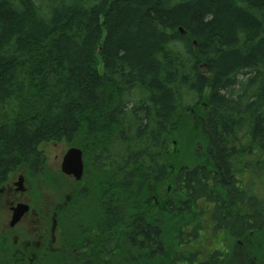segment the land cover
I'll list each match as a JSON object with an SVG mask.
<instances>
[{
    "label": "trees",
    "instance_id": "16d2710c",
    "mask_svg": "<svg viewBox=\"0 0 264 264\" xmlns=\"http://www.w3.org/2000/svg\"><path fill=\"white\" fill-rule=\"evenodd\" d=\"M49 142L85 171L40 264H264V0H0V180Z\"/></svg>",
    "mask_w": 264,
    "mask_h": 264
},
{
    "label": "flooded vegetation",
    "instance_id": "af4514ba",
    "mask_svg": "<svg viewBox=\"0 0 264 264\" xmlns=\"http://www.w3.org/2000/svg\"><path fill=\"white\" fill-rule=\"evenodd\" d=\"M65 153L63 155H56L57 163L60 162L59 171L64 176L70 177L71 179L73 178V181H77L72 175H66L61 170V164ZM45 163L46 166L44 170H41L39 166L34 164H29V166L24 163L20 164L14 170L9 172L7 177L0 180V199L3 196L6 198L4 203L0 201V205L4 204L6 206L7 225L11 232V234L5 235V243L8 244L6 248L8 249L9 247V253L14 257L17 258L20 256V264H40V261L42 262L49 256L55 258L57 262L59 261L60 256H63L65 251L64 248H62V228L58 221L55 233H53V223L57 218L59 205L52 211L51 219L53 221H51L50 228H47L48 226L43 227L42 233L40 229L36 234L29 236L26 225L22 226V223L30 214L36 215L37 212L40 213L38 209L40 210L41 208L33 205V199L34 196L38 194L36 185L39 182L38 180L40 179V176L43 172L48 170V157ZM25 204L28 205L27 209L22 214H19L20 210L17 209L20 207L22 210V208L25 207ZM36 258H38V261Z\"/></svg>",
    "mask_w": 264,
    "mask_h": 264
},
{
    "label": "rangeland",
    "instance_id": "374dc122",
    "mask_svg": "<svg viewBox=\"0 0 264 264\" xmlns=\"http://www.w3.org/2000/svg\"><path fill=\"white\" fill-rule=\"evenodd\" d=\"M189 118L191 122H195L196 120H198V113L195 110H190ZM178 145H179V149L182 152L180 153L178 165L190 166L188 164L189 163L192 164L191 156H193V154L190 153V151L193 149L195 145L193 143H189L187 146H183V147L180 143ZM40 148L46 152V155L48 157L49 166H48V170L43 172L42 175L40 176V179L38 180L39 182L36 185L38 194L34 196V199H33V202H34L33 205L35 207L41 208L40 210L38 209L40 213L37 212L36 215L30 214L27 217V219L24 220V222L22 223V226L26 225L29 236L36 234V232L40 229L42 233L43 227L48 226L47 228H50L53 209L58 205H59L58 208L61 207L62 203L65 200L70 202L73 199V196H71V188L75 181H73V178L71 179L70 177L64 176L62 173H60L59 171L60 162L57 163V159H56L57 154L63 155L66 152L68 145L65 142H58V143L49 142V143H43ZM159 190L160 191L158 193H161V192L162 194L170 193L169 191L170 187L166 184L162 185L161 188H159ZM153 194H154L153 196V199H154V197L156 196V193H153ZM0 201L4 203L6 201L5 196H3L0 199ZM7 223L8 221H7L6 206L2 204L0 205V249L2 247L1 250L9 254L10 249L9 247L8 249L6 248L8 244L5 243V240H6L5 235H9L11 234V232L9 230ZM56 227L57 225L55 224L54 229H56ZM71 230H73L72 226H71ZM204 234L210 246H212L213 244H214V247L216 245L218 246L220 245V244H217L218 243L217 239L219 237L217 239H214L211 230L207 229L204 232ZM261 235H262V238L260 240H264V234H261ZM238 244L240 245L237 248H234L237 255L241 257H246L244 254H242L244 253L243 251H245L246 253V248H247L246 244H243V243H238ZM225 249H229V248L226 246ZM229 251L232 252L230 249ZM255 253H256V248L252 250V253L250 256H253ZM19 258L20 256H18L15 259L18 264H20ZM36 260L38 261V258H36Z\"/></svg>",
    "mask_w": 264,
    "mask_h": 264
},
{
    "label": "water",
    "instance_id": "95a60500",
    "mask_svg": "<svg viewBox=\"0 0 264 264\" xmlns=\"http://www.w3.org/2000/svg\"><path fill=\"white\" fill-rule=\"evenodd\" d=\"M83 152L82 149L79 147H71L68 149L66 154L64 155L63 161H62V171L67 175H73L76 179H81L83 175V169H84V163H83ZM28 205L25 204V207L20 209V207L17 210L19 211V214L23 213L27 209Z\"/></svg>",
    "mask_w": 264,
    "mask_h": 264
}]
</instances>
